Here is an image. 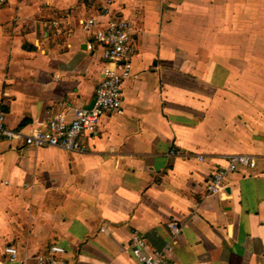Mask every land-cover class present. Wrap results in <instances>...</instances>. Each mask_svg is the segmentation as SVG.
<instances>
[{
	"label": "crops",
	"instance_id": "1",
	"mask_svg": "<svg viewBox=\"0 0 264 264\" xmlns=\"http://www.w3.org/2000/svg\"><path fill=\"white\" fill-rule=\"evenodd\" d=\"M102 6L0 0L9 128L89 107L102 49L82 22ZM114 7L139 37L124 113L83 137L87 153L0 139V264H35L52 245L67 264H140L133 232L164 250L171 222L181 229L173 264H264V0ZM237 154L257 157L258 169L229 174L221 194L205 196L212 174ZM7 246L26 263L8 261Z\"/></svg>",
	"mask_w": 264,
	"mask_h": 264
},
{
	"label": "built area",
	"instance_id": "2",
	"mask_svg": "<svg viewBox=\"0 0 264 264\" xmlns=\"http://www.w3.org/2000/svg\"><path fill=\"white\" fill-rule=\"evenodd\" d=\"M114 6L115 0H103L98 18L92 17L82 22L84 29L91 31L94 42L102 49L101 79L95 90L93 107L73 109L71 119L65 113H59L47 122L15 130L7 126V113L0 106V139L17 143L22 148L51 147L71 153H87L88 147L83 137L95 133L104 117L124 113L123 85L132 76L133 61L139 52V37L133 23ZM99 18L105 21L100 22ZM57 24L53 23L55 27ZM172 154L176 152L172 151ZM227 162V166L212 174L205 186V196L221 194L229 174L239 169L255 171L259 166L257 157L247 154L230 155ZM169 228L172 240L164 250L149 248L144 237L133 232L131 252L140 264H173L170 256L181 236V229L176 222H171ZM65 253L63 247L52 245L45 253L36 255L34 261L35 264H67L62 258ZM4 254L10 262L26 263V259L22 261L19 258L18 249L14 246L5 247Z\"/></svg>",
	"mask_w": 264,
	"mask_h": 264
},
{
	"label": "water",
	"instance_id": "3",
	"mask_svg": "<svg viewBox=\"0 0 264 264\" xmlns=\"http://www.w3.org/2000/svg\"><path fill=\"white\" fill-rule=\"evenodd\" d=\"M94 100L91 102V104L89 105V107H87V109H91L92 107H93V105H94Z\"/></svg>",
	"mask_w": 264,
	"mask_h": 264
}]
</instances>
